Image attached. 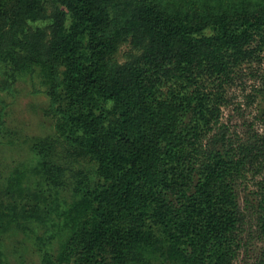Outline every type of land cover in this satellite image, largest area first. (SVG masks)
<instances>
[{"label":"trees","instance_id":"trees-1","mask_svg":"<svg viewBox=\"0 0 264 264\" xmlns=\"http://www.w3.org/2000/svg\"><path fill=\"white\" fill-rule=\"evenodd\" d=\"M45 3L0 0V31L20 36L18 48L2 46L30 57L21 55L17 72L28 60L46 66L49 113L98 164V180L77 181L62 211L70 236L40 264H147L140 249L163 264H235L252 249V264H264V132L244 138L221 122L226 86L264 61V0L213 9ZM37 21L48 26L32 29ZM113 35L136 39L140 54L108 64ZM6 76L0 91L15 82L14 72ZM48 147L45 139L34 146L43 157L35 184L15 178L0 189V220L50 221L61 175Z\"/></svg>","mask_w":264,"mask_h":264},{"label":"rangeland","instance_id":"rangeland-1","mask_svg":"<svg viewBox=\"0 0 264 264\" xmlns=\"http://www.w3.org/2000/svg\"><path fill=\"white\" fill-rule=\"evenodd\" d=\"M45 1L46 7L51 9L52 0ZM170 1L188 4L195 9H213L236 7L243 0ZM29 26L45 29L48 22H29ZM7 31V40L3 30L0 31V79L7 77V70L14 72L16 78L10 90L0 91V189L15 178L26 184L36 183L33 172L43 157L34 150V146L42 139L49 144L45 155L58 166L61 178L58 188L51 192L57 201H54L55 210L49 222H28L17 226L6 219L0 220V252L4 264H40L45 254L57 257L63 250L71 231L65 225L62 211L74 200L73 192L78 180L97 182L98 164L65 139L58 128L57 117L51 111L49 113L51 101L46 85V66L27 59L30 68L24 72L15 70L14 66L18 65L24 53L18 49L16 55H10L3 48V42L19 47V34ZM110 43L111 51L107 58L110 65L126 63L141 52L139 42L132 37L113 35ZM24 56L30 58L26 54ZM226 96L222 124L227 125L233 134L244 138L264 132V61L245 65L240 77L226 86ZM139 252L147 264H163L156 254L144 249ZM255 252L243 250L235 264H252Z\"/></svg>","mask_w":264,"mask_h":264}]
</instances>
